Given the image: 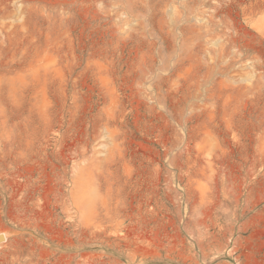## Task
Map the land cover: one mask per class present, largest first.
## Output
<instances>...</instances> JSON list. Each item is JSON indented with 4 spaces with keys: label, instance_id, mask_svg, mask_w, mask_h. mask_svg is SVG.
Segmentation results:
<instances>
[{
    "label": "rangeland",
    "instance_id": "374dc122",
    "mask_svg": "<svg viewBox=\"0 0 264 264\" xmlns=\"http://www.w3.org/2000/svg\"><path fill=\"white\" fill-rule=\"evenodd\" d=\"M0 264H264V0H0Z\"/></svg>",
    "mask_w": 264,
    "mask_h": 264
}]
</instances>
